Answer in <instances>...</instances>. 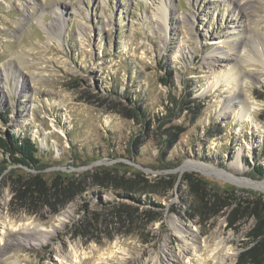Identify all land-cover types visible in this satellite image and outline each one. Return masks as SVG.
Here are the masks:
<instances>
[{
	"label": "rangeland",
	"instance_id": "374dc122",
	"mask_svg": "<svg viewBox=\"0 0 264 264\" xmlns=\"http://www.w3.org/2000/svg\"><path fill=\"white\" fill-rule=\"evenodd\" d=\"M161 3L0 0V139H29L38 161L0 151V264H216L206 245L252 264L264 0Z\"/></svg>",
	"mask_w": 264,
	"mask_h": 264
},
{
	"label": "bare ground",
	"instance_id": "6f19581e",
	"mask_svg": "<svg viewBox=\"0 0 264 264\" xmlns=\"http://www.w3.org/2000/svg\"><path fill=\"white\" fill-rule=\"evenodd\" d=\"M167 1L168 0H166V3H167ZM163 2V1H162ZM165 0H164V3H161L160 4V7L158 8V10L161 12H163L164 11V9H165ZM161 19V18H160ZM164 22H162V24H163ZM164 33H166V31H165V28H164ZM260 41V40H259ZM227 44V43H226ZM256 44V43H255ZM260 44V43H259ZM258 44V45H259ZM255 47V49H256V52H257V55H256V59L257 60H261L263 57H264V52H263V50L261 51V52H259V47L258 46H254ZM186 47H184V48H182L183 50L185 49ZM254 60V59H253ZM249 61L248 60H245V62L244 63H248ZM237 76V73H235L234 71H232V72H230L229 73V75L226 77L227 79V81H226V86L227 87H229L228 85H230L231 84V82L233 83L234 82V79H236L235 81H236V83L238 84V85H240V84H243L242 85V87L244 86V83H247V78L244 76V75H241L240 76V78H237L236 77ZM236 77V78H235ZM211 87H214V86H211ZM237 104H239L240 106H241V109H242V112H240V114H239V117H238V121L239 122H242V120L243 121H246L247 119H249V117H252L251 116V114H252V111L256 108L255 107V104H250V106L248 105V103L246 102V101H243V102H237ZM232 108V106H230V107H228V109H231ZM251 122L252 123H254V121L253 120H251ZM243 151V150H242ZM237 161L238 162H240V155H241V153H237ZM236 164V163H235ZM236 166H237V168L239 167V169L240 170H243V166H242V164H240V165H237L236 164ZM184 170H196V171H200V172H202V171H207V172H212V171H214V169H211V170H204L203 169V167H198V166H196V165H186L185 167H182L181 169H180V171H184ZM219 172V171H218ZM221 172V171H220ZM223 172V171H222ZM227 173H225L224 172V175H226ZM246 182H247V185L248 186H252V185H254V186H256L254 183H252V182H250V181H248V180H246ZM8 228V231L9 230H11V231H14L17 235H19L20 236V233L21 232H19L20 231V229H15V228H12L11 226H8L7 227ZM21 230L22 231H24L23 232V234L24 233H27V232H29L28 231V229L27 228H25V227H22L21 228ZM38 230V229H37ZM177 230V229H176ZM7 231V232H8ZM16 236V235H15ZM220 244H222V243H220ZM224 245V244H223ZM193 248V246L192 245H190V244H186V245H184V250H187L188 248ZM223 247V246H222ZM225 247V246H224ZM204 248L205 249H209L210 251H209V257L210 258H212L214 261H215V263L216 264H223L224 263V261H225V259L226 258H229V259H231L232 261L234 260V256H235V252L234 251H231V250H229V248L228 249H226V248H224V251H221V249H217V248H215V249H210V247L209 246H204ZM220 248V247H219ZM203 249V248H202ZM71 251H73V250H71ZM216 251H218V252H216ZM76 261H79V259H78V256H77V254H76V252H72L71 253V255H70V260L69 261H65V263H63V262H60L59 264H74ZM185 264H190L189 263V261L187 260L186 262H185Z\"/></svg>",
	"mask_w": 264,
	"mask_h": 264
},
{
	"label": "trees",
	"instance_id": "16d2710c",
	"mask_svg": "<svg viewBox=\"0 0 264 264\" xmlns=\"http://www.w3.org/2000/svg\"><path fill=\"white\" fill-rule=\"evenodd\" d=\"M0 151L7 154L13 164H18L27 167L28 165H36L38 163L35 153L34 144L27 138L18 140L13 134L8 135L5 139H0ZM1 176V170H0ZM252 235L255 239L260 236L261 241L251 250L250 263H264V216L261 217L257 230H254Z\"/></svg>",
	"mask_w": 264,
	"mask_h": 264
},
{
	"label": "water",
	"instance_id": "95a60500",
	"mask_svg": "<svg viewBox=\"0 0 264 264\" xmlns=\"http://www.w3.org/2000/svg\"><path fill=\"white\" fill-rule=\"evenodd\" d=\"M183 166V165H182ZM181 166V167H182ZM180 167V168H181ZM179 168V169H180ZM179 169H177L179 172H180V170ZM218 171H223V172H225V173H227L228 174V172H226V171H224V170H218ZM195 172H198V173H201L202 175H204V176H210V175H213V174H215L214 172H205V171H202V172H200V171H195ZM180 173H183L182 171L180 172ZM225 179V178H224ZM229 181V180H228ZM231 182V181H230ZM231 183H233V182H231Z\"/></svg>",
	"mask_w": 264,
	"mask_h": 264
}]
</instances>
